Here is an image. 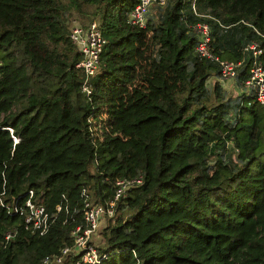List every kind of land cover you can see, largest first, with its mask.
I'll return each mask as SVG.
<instances>
[{
    "label": "trees",
    "instance_id": "obj_1",
    "mask_svg": "<svg viewBox=\"0 0 264 264\" xmlns=\"http://www.w3.org/2000/svg\"><path fill=\"white\" fill-rule=\"evenodd\" d=\"M137 2L0 0V264H39L70 245L83 199L103 204L118 178L140 182L99 221L97 264H264V110L251 93L207 87L217 64L193 28L207 26L223 60L257 41L264 66V0H167L143 27L127 21ZM83 6L106 39L88 96L62 21ZM28 190L55 215L42 235L4 207Z\"/></svg>",
    "mask_w": 264,
    "mask_h": 264
},
{
    "label": "built area",
    "instance_id": "obj_2",
    "mask_svg": "<svg viewBox=\"0 0 264 264\" xmlns=\"http://www.w3.org/2000/svg\"><path fill=\"white\" fill-rule=\"evenodd\" d=\"M167 0H138L127 14V21L138 27H143L145 15L151 6H163ZM194 30L199 34V42L196 50L201 56L216 62L218 69V79L221 81L234 80L238 68L245 60L248 61V75L241 83V92L251 93L264 110V66L260 58L262 48L257 41H249L243 47L244 56L237 61L219 59L208 50V29L204 24H197ZM68 37L75 49L79 53V59L74 64V68L82 75L80 90L85 95L91 92L90 79L99 70V54L106 43L102 36L99 25L92 20L82 25L72 26ZM16 140L14 137H12ZM139 178H118L114 180L112 196L103 204L90 203L86 198L82 201L81 218L82 224L76 225L70 231L71 244L65 245L55 254L44 256L39 264H63L68 256L75 259L71 264H97L105 258V254L97 250L92 243V236L95 235L99 221L110 218L116 206L117 200L123 195L128 186L136 185ZM83 193V191H82ZM7 213L22 218L23 229L31 235H42L54 220V213L50 214L45 207L36 201L32 190L24 195L22 199H12L4 205ZM55 206V211L59 210ZM15 228H8L3 234V243L13 238Z\"/></svg>",
    "mask_w": 264,
    "mask_h": 264
},
{
    "label": "rangeland",
    "instance_id": "obj_3",
    "mask_svg": "<svg viewBox=\"0 0 264 264\" xmlns=\"http://www.w3.org/2000/svg\"><path fill=\"white\" fill-rule=\"evenodd\" d=\"M83 12L78 14L75 11L65 10L62 13V21L66 24L67 31L71 29L72 26L80 25V24H87L88 22L94 20L98 22L97 16L92 15L93 7L92 6H83L81 9ZM155 11V7H150L148 9L147 15L149 17L150 14H153ZM154 16H152L153 18ZM216 80L217 84L220 86V91L223 94L224 99H230L233 98V94L239 93L241 90V87H239V84L234 82L235 80H229V81H221L218 79L217 76H211L206 80V85L209 88L212 84V82ZM237 86V87H236ZM231 143L227 142L225 144L226 146V152L224 154V158L226 163L231 164L235 158V155L237 153L236 149H234L233 146L230 145ZM212 159V158H211ZM211 164V160H210ZM105 223L98 226L95 235L92 236V240L95 242L97 246H101L104 243V235H103V227Z\"/></svg>",
    "mask_w": 264,
    "mask_h": 264
},
{
    "label": "crops",
    "instance_id": "obj_4",
    "mask_svg": "<svg viewBox=\"0 0 264 264\" xmlns=\"http://www.w3.org/2000/svg\"><path fill=\"white\" fill-rule=\"evenodd\" d=\"M237 87V86H236Z\"/></svg>",
    "mask_w": 264,
    "mask_h": 264
}]
</instances>
